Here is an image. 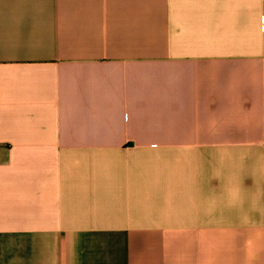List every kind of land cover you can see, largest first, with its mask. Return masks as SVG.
<instances>
[{
  "label": "crops",
  "instance_id": "1",
  "mask_svg": "<svg viewBox=\"0 0 264 264\" xmlns=\"http://www.w3.org/2000/svg\"><path fill=\"white\" fill-rule=\"evenodd\" d=\"M0 264H264V0H0Z\"/></svg>",
  "mask_w": 264,
  "mask_h": 264
}]
</instances>
